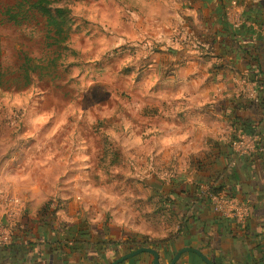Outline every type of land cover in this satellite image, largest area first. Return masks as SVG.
Instances as JSON below:
<instances>
[{
  "label": "rangeland",
  "instance_id": "obj_1",
  "mask_svg": "<svg viewBox=\"0 0 264 264\" xmlns=\"http://www.w3.org/2000/svg\"><path fill=\"white\" fill-rule=\"evenodd\" d=\"M179 1L53 4L71 10L74 54L60 60L53 77L41 79L38 73H48L45 68L57 53L56 46L46 47L41 12L25 7L18 18L28 20L14 24L4 13L20 0H0L2 245L13 242L15 232L22 238L21 229L44 238L46 231L63 235L60 228L76 226L73 237L80 232L90 242L160 241L183 231L202 204V189L214 182L207 172L192 174L188 154L174 150L180 128L149 116L155 109V81L166 79L159 61L176 46L187 50L179 31L158 36L167 10ZM229 20L240 23L233 11ZM24 57L37 62L40 72L31 74L30 82L14 81ZM163 112L171 115L169 108ZM178 216L185 217L179 225ZM45 253L40 255L50 259ZM89 255L98 258L94 264L120 258L107 251ZM173 257L161 264H170Z\"/></svg>",
  "mask_w": 264,
  "mask_h": 264
},
{
  "label": "crops",
  "instance_id": "obj_2",
  "mask_svg": "<svg viewBox=\"0 0 264 264\" xmlns=\"http://www.w3.org/2000/svg\"><path fill=\"white\" fill-rule=\"evenodd\" d=\"M183 4L185 5V0L184 2L180 0L179 5L174 4V10L168 9L167 14L165 10L166 17L162 19L158 36L168 38L174 31H179V37L183 38L187 50L183 54L177 51L181 49L176 46L171 52L168 51V57L164 54L162 61H159V73L163 71L166 79L155 81L156 94L153 99L155 109L149 116L155 115L160 123L165 121L167 124L171 121L180 128L174 134L180 142L174 145V150L188 154L187 163L190 167L192 157H198V160L207 159V166L192 170V174L207 172L209 182L211 176L217 179L218 183L210 184H216L219 190L246 206L249 209V218L244 225L238 227L234 222L215 214L210 205L202 200V204L192 212L193 219L189 222V227L183 229L177 237L174 249L178 251L185 248L198 249L219 263L245 264L247 261L263 263L264 117L263 122L250 127L251 130L249 127H233L230 125L231 118L228 113L222 115L217 112L215 104L224 105L240 95L246 100L261 101L260 96H264V88L260 89L258 83L246 80L236 70H233V75L226 73L225 77L222 75L214 77L212 71L215 66L221 62L232 61V58L227 56L228 61L217 58L215 55L220 53L210 47L205 48L203 38L194 35L189 28L191 24L202 26L200 15L203 5L183 8ZM230 6L226 12L228 22L234 28L247 25L250 19L256 16L253 13L246 17L243 13L244 4L239 3L235 10H231ZM231 11L235 12L239 24L229 20ZM161 13L162 10L158 11V16ZM164 30H168L166 35ZM190 45L196 47L188 49L187 46ZM195 48L197 50H194ZM239 65L242 70L245 69L243 63L239 62ZM169 69L172 70L170 74L166 71ZM165 107L171 110L170 116L163 112ZM252 130L259 132L257 152L252 158L236 156L232 151L235 135ZM200 224L203 227H199ZM21 237L15 232L14 241L2 246L6 248L0 250V264H42L49 259L40 255L45 251L40 252L29 241L37 242L34 237L28 233ZM170 253L162 255L163 260L173 257ZM47 256L50 257V254ZM181 259L186 260L185 263L181 261V264H202V260L200 261L194 253H185Z\"/></svg>",
  "mask_w": 264,
  "mask_h": 264
},
{
  "label": "trees",
  "instance_id": "obj_3",
  "mask_svg": "<svg viewBox=\"0 0 264 264\" xmlns=\"http://www.w3.org/2000/svg\"><path fill=\"white\" fill-rule=\"evenodd\" d=\"M30 0H20L13 7L5 11L4 15L8 18V21L14 24H20L21 20L25 21L28 18L19 19L18 16L22 9L30 8L41 12L44 18V32H45V42L46 47L51 48L56 46L54 53H56V58L50 61V64L45 69L48 73L42 72V78L53 77L57 72L59 63L62 62L63 58L67 57L68 54H74L70 48V40L72 35L76 32L75 21L72 17L71 10L62 7H53V4H57L61 0H35L33 3H29ZM70 2L84 1V0H69ZM235 2L244 4L243 13L246 15L255 14L253 19H250V25H245L240 28H234L227 19L226 11L228 7ZM202 4L203 9L201 11L200 19L202 21V26L189 25L191 31L197 37L203 38L205 42V48L210 47L213 51H217L220 55H215L217 58L224 61L227 60V56L232 58V61L221 62L212 71L214 77L219 76L225 77L226 73L233 75V70L243 75L246 80L256 82L259 84V88H264V37L261 36L264 33V0H185L184 6L187 8H196L198 5ZM231 7V6H230ZM248 17V16H246ZM255 40V41H253ZM170 50L169 52H171ZM185 53V51L181 52ZM64 54V55H63ZM243 63L245 69L242 70L239 65ZM40 65L29 57H24L19 68V74L14 81L30 82L31 74H36L40 72ZM242 70V71H241ZM48 74V75H47ZM128 75V73H127ZM4 75L0 72V87L4 85ZM250 78V79H249ZM256 100H246L241 95L234 101L215 104L217 112L222 115L228 113L230 119V125L233 127H253L254 125H259L263 122L264 117V96H260ZM251 130V129H250ZM243 132V131H241ZM238 134V133H237ZM246 134L258 135V131H247ZM193 159L197 161L194 162ZM190 171L202 168V166H207V159L202 158L198 160V157H192L191 159ZM194 162V163H193ZM203 169V168H202ZM211 181L218 183V180L211 176ZM170 190H166L162 196L168 195ZM219 191V190H218ZM185 195V192H182ZM184 201L189 198H182ZM191 200V199H190ZM174 206L171 205V214L176 220ZM182 212V211H181ZM180 212V213H181ZM180 215V214H178ZM186 217V215H185ZM178 216L179 221L182 218ZM193 219V216L188 217L187 224L184 229L189 227V222ZM196 222V220H194ZM241 227L240 225H237ZM76 226H73V228ZM199 227H203L202 224ZM73 228H60L63 235H60L59 231H46L48 234L37 237L35 236L37 242H33V245L40 252H48L50 254V259L43 262L42 264H84L85 262L94 264L99 262L98 258L92 260L90 253L92 252L95 257H100L102 252H111L116 256L126 255L128 249L138 250L140 248H149L155 250L159 254L160 264L163 260L162 255H166L171 252L175 256L178 249H174L175 238H165L160 241H147L144 239L137 238H126V241H109V242H90L81 233H78L80 237H73ZM27 229H21V235L26 234ZM51 232V233H50ZM73 232V233H72ZM67 234L69 238L67 237ZM41 238V239H40ZM30 243V244H32ZM6 247L0 248V250ZM131 252V251H130ZM170 253V254H171ZM90 259V260H88ZM213 264H232L229 262H217L216 260L208 258ZM154 256L150 253H144L134 257L132 259L126 260L121 264H153ZM165 260V259H164ZM201 261V259H200ZM202 264H205L201 261ZM176 264H181L179 260ZM245 264H264L262 262L252 261Z\"/></svg>",
  "mask_w": 264,
  "mask_h": 264
},
{
  "label": "built area",
  "instance_id": "obj_4",
  "mask_svg": "<svg viewBox=\"0 0 264 264\" xmlns=\"http://www.w3.org/2000/svg\"><path fill=\"white\" fill-rule=\"evenodd\" d=\"M234 8H237L235 2L232 3L231 10ZM247 25H250V23ZM261 36L264 37V33ZM258 140V135L238 133L232 141V151L236 156L252 158L257 152ZM218 190L219 188L216 184L206 185L201 191L203 201L210 205L215 214L237 225H244L249 218V209L234 201L232 196L225 194L222 190ZM3 243L4 240L0 239V247L8 244L2 245Z\"/></svg>",
  "mask_w": 264,
  "mask_h": 264
},
{
  "label": "water",
  "instance_id": "obj_5",
  "mask_svg": "<svg viewBox=\"0 0 264 264\" xmlns=\"http://www.w3.org/2000/svg\"><path fill=\"white\" fill-rule=\"evenodd\" d=\"M144 253H150L154 256V260H153V264H160L159 261V254L153 250V249H149V248H140L138 250H135L133 252H130L122 257H120L119 259H117L114 263L112 264H121L122 262L132 259L134 257H137L138 255L144 254ZM185 253H194L196 254L205 264H213L207 256H205L200 250L198 249H193V248H185V249H181L179 250L175 256L173 257L172 261L170 264H176L178 262V260L180 259V257L185 254Z\"/></svg>",
  "mask_w": 264,
  "mask_h": 264
}]
</instances>
